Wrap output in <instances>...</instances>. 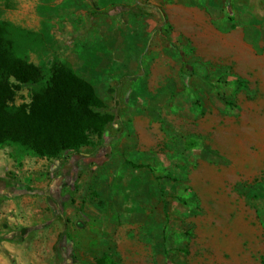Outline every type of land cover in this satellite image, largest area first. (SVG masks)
<instances>
[{"label": "rangeland", "instance_id": "rangeland-1", "mask_svg": "<svg viewBox=\"0 0 264 264\" xmlns=\"http://www.w3.org/2000/svg\"><path fill=\"white\" fill-rule=\"evenodd\" d=\"M37 1L43 49L15 55L41 77L10 108L28 105L58 63L94 85L112 120L53 157L0 145V209L42 183L56 254L95 242L118 264H264V0H0V16ZM146 62L147 134H133L129 87L144 83ZM13 219L0 217V240L16 237Z\"/></svg>", "mask_w": 264, "mask_h": 264}, {"label": "trees", "instance_id": "trees-1", "mask_svg": "<svg viewBox=\"0 0 264 264\" xmlns=\"http://www.w3.org/2000/svg\"><path fill=\"white\" fill-rule=\"evenodd\" d=\"M3 25L0 21V145L11 142L53 157L89 144L91 133L102 135L112 116L100 111L103 101L92 83L65 65L53 63L45 88L28 105L10 108L21 86L37 82L41 70L10 51Z\"/></svg>", "mask_w": 264, "mask_h": 264}, {"label": "crops", "instance_id": "crops-1", "mask_svg": "<svg viewBox=\"0 0 264 264\" xmlns=\"http://www.w3.org/2000/svg\"><path fill=\"white\" fill-rule=\"evenodd\" d=\"M92 1H95V7L99 6L96 5L98 0ZM39 4L38 1L32 2V4H24L26 10L24 9L19 15L17 14V17L7 19L0 16V21L4 22L2 36L6 41L11 43L9 49L12 53L34 52V50L39 51L43 49L44 43L39 34L41 17L39 11L37 13L34 9V7L38 8ZM29 7L33 9L31 13H28ZM173 14L176 13L173 12ZM248 33L249 31L242 32L241 38L245 46L251 48L253 47V41L248 36ZM252 33L254 34V32ZM150 36L151 31L147 30L149 42ZM220 41H222L220 43L224 46H231V40L229 41V39L225 40L224 38ZM148 45L147 41L146 50L151 51L152 47ZM139 66L143 67L141 77H144L145 84L142 83L140 77H132L131 79L133 84L129 87L128 100L131 104L130 110L133 112V115L131 116L132 123L129 126V132L133 134L134 132L147 134V62ZM141 84L145 86V93L142 90ZM141 116L145 120L146 125V127L141 126V128H144L143 131L137 130L134 127V119ZM6 157L7 155L0 152V174L3 172V169L6 171L5 166L7 165L6 162H8ZM28 161L27 158L24 159L20 166V171L23 172L24 177L31 170L27 165ZM44 162L45 160L43 159H37L35 163L33 162V168L36 171H40ZM41 187H43L42 183L30 184L29 190L22 196L2 204L0 217L6 213H12L14 219L11 224L17 228L13 232L16 235L15 238L12 237V234H9L6 238L0 240V264H99V262H104L103 264H118L107 254L95 255L92 252V247L96 245L95 242H85L80 246H77L76 242H69L68 249L56 254L55 242L52 241L53 231L56 229L54 213L48 209V196L44 192L40 194L41 191L38 188ZM21 192L23 191L14 190V194ZM1 225L9 227L10 224H1L0 222Z\"/></svg>", "mask_w": 264, "mask_h": 264}]
</instances>
